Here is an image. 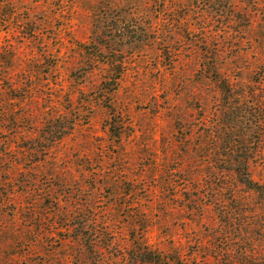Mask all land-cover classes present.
Wrapping results in <instances>:
<instances>
[{"label":"rangeland","instance_id":"1","mask_svg":"<svg viewBox=\"0 0 264 264\" xmlns=\"http://www.w3.org/2000/svg\"><path fill=\"white\" fill-rule=\"evenodd\" d=\"M242 164L264 0H0V264H264Z\"/></svg>","mask_w":264,"mask_h":264},{"label":"trees","instance_id":"2","mask_svg":"<svg viewBox=\"0 0 264 264\" xmlns=\"http://www.w3.org/2000/svg\"><path fill=\"white\" fill-rule=\"evenodd\" d=\"M240 175L242 179L241 181L242 184L245 185V187H247L249 190L257 194L259 198L261 197L260 199L264 201V182L262 183L254 182L248 175L245 164L241 165ZM262 206L264 207V203H256V207L258 209H262L263 208ZM236 210H239V208H236ZM229 253H231V251Z\"/></svg>","mask_w":264,"mask_h":264}]
</instances>
